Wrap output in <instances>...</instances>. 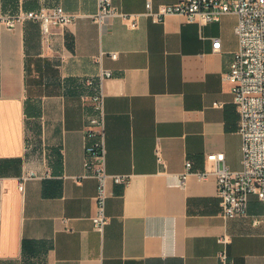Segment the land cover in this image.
Segmentation results:
<instances>
[{"label": "crops", "instance_id": "0c3cea01", "mask_svg": "<svg viewBox=\"0 0 264 264\" xmlns=\"http://www.w3.org/2000/svg\"><path fill=\"white\" fill-rule=\"evenodd\" d=\"M148 1L113 4L139 14ZM151 1L157 9L180 0ZM0 3L10 16L58 6L78 15L48 40L39 22H0V264H220L225 236L234 264H264V225H254L264 201L252 196L245 216L225 217L216 175L182 182L187 161L204 170L211 154H224L232 171L244 166L224 79L240 46L236 14L204 25L142 16L133 29L120 18L98 24L99 0ZM102 69L112 71L103 83L107 171L131 176L108 186L103 234L93 223L98 181L85 168L96 115L85 79Z\"/></svg>", "mask_w": 264, "mask_h": 264}, {"label": "built area", "instance_id": "2783aa9c", "mask_svg": "<svg viewBox=\"0 0 264 264\" xmlns=\"http://www.w3.org/2000/svg\"><path fill=\"white\" fill-rule=\"evenodd\" d=\"M178 14L189 22L202 25L220 21L224 15L236 14L239 18L236 34L239 38V50L235 54L231 71L225 74V80L231 84L234 102L240 115V134L244 142V166L241 171H232L225 162L224 154L207 156L211 167L204 170H194L192 161L186 162V170L182 174V182L190 175H195L203 181L210 175L217 177V193L221 200L225 217L245 216L250 198L258 196L264 201V0H180L176 4L161 5L157 9L149 0L143 13L132 14L119 11L113 0H99V11L93 19L101 26L115 18L126 22L130 28H137L142 16L151 18L154 23H162L169 15ZM78 15L66 11L62 6L52 9L23 11L10 16L3 13L0 3V22L10 28H15L26 21L39 22L42 26L45 40L49 39L55 27L73 24ZM221 40L215 39L213 48L221 49ZM105 55L103 52L99 61ZM117 60V52L110 53ZM112 77V71L102 69L98 78L88 77L85 85L96 88L89 99L96 115L91 117L86 128L87 144L85 168L89 176L98 181L96 196L97 211L93 223L100 233H104L109 223L107 215L108 186L110 182L117 185H128L131 176L128 174H110L107 171V150L105 143V94L103 83ZM220 106L218 102L214 104ZM158 159L162 162L160 151ZM35 176L33 172L24 176V180ZM24 184L21 185L23 190ZM254 225H264V216L254 219ZM219 243L223 249L219 254L220 264H234L229 259L227 246L228 237H221Z\"/></svg>", "mask_w": 264, "mask_h": 264}]
</instances>
